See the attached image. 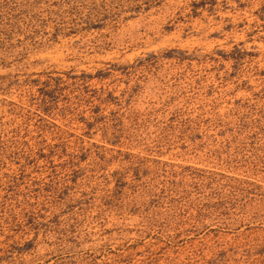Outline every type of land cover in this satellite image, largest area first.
<instances>
[{"label":"rangeland","instance_id":"374dc122","mask_svg":"<svg viewBox=\"0 0 264 264\" xmlns=\"http://www.w3.org/2000/svg\"><path fill=\"white\" fill-rule=\"evenodd\" d=\"M0 264H264V0H0Z\"/></svg>","mask_w":264,"mask_h":264},{"label":"trees","instance_id":"16d2710c","mask_svg":"<svg viewBox=\"0 0 264 264\" xmlns=\"http://www.w3.org/2000/svg\"><path fill=\"white\" fill-rule=\"evenodd\" d=\"M89 126H91V125H89Z\"/></svg>","mask_w":264,"mask_h":264}]
</instances>
